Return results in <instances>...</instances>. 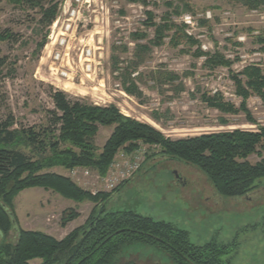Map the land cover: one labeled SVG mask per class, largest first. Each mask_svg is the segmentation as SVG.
I'll list each match as a JSON object with an SVG mask.
<instances>
[{"label": "rangeland", "instance_id": "374dc122", "mask_svg": "<svg viewBox=\"0 0 264 264\" xmlns=\"http://www.w3.org/2000/svg\"><path fill=\"white\" fill-rule=\"evenodd\" d=\"M63 1L60 0L59 5ZM169 1L181 5L182 0ZM185 1L195 7L196 15L183 13L174 19L185 23L191 17V23L186 22L190 27L188 31L200 41L205 52L220 51L234 61L231 70L238 73L251 64L264 66V52L256 42V37L264 34L263 10H248L234 0ZM148 2L147 7L140 1L91 0V8L83 15L86 27H79L72 44L71 60L78 62L84 48L99 47L94 50L97 74L93 77L94 82L85 78L82 85L79 78L85 75L78 70L76 84L69 85L65 91L57 88L58 82L49 69L53 65L52 58H47L49 50L57 47L56 42L61 37L59 32L54 35L55 39L53 36L54 43L51 44L48 35L52 26L49 29L41 27L36 11L22 9L10 0H0V32L9 30L21 39L18 44L0 41V55L8 58L0 78V121L12 114L15 128L46 127L47 111L54 109L50 93L52 89H61L73 99H84L92 104L96 98H104L111 103L107 102V105H115L123 115L146 122L172 139L235 129L259 131V126H264V103L260 97L253 95L247 100V108L256 125L249 122L244 112L222 114L203 101L204 94L214 96L220 93L226 102L239 108L242 99L235 93L230 69L218 68L213 72L205 69V58L193 56L197 47L189 53H182L184 46L173 48L169 39L160 47H151L132 75L142 96L125 90L124 70L131 61L136 62V44L147 45L154 38V28L145 25L146 11L154 13L157 23L168 11L165 0ZM60 14L58 6L57 16ZM208 14L212 17L209 18ZM204 17L209 19L210 29L200 25L199 21ZM136 33L147 34L148 38L137 40L134 38ZM44 35L46 41L39 49ZM123 47L127 51H123ZM113 56L119 59L115 68ZM55 65L59 67L60 63ZM161 71L178 74L180 80L175 85L181 82L184 90L177 94L173 85L161 84L155 76ZM222 119L229 124L222 125ZM112 131V127L101 128L95 138L96 145L101 148ZM122 152L125 151H120L116 158ZM250 160L255 163L259 157L254 155ZM42 172L70 177L94 193L105 191V183L97 179L98 174L94 171L89 176L79 174L75 178L71 177L70 171L60 167ZM129 180L110 199L108 210L129 209L167 221L186 230L190 240L198 246L208 243L225 245L231 249L226 256L231 264H264V178L250 194L242 198H226L216 193L207 176L196 166L163 157L148 159L147 154L140 170ZM12 185L10 182L8 189ZM13 206L17 218L15 227L42 231L58 240L85 224L96 207L91 201L78 203L43 187L21 191L13 200ZM72 212L78 215L77 218L64 222ZM16 237V228L7 236L0 232V244L15 242ZM120 258L122 262L132 259L138 264H171L161 252L143 245L127 248ZM40 262L36 259L31 264Z\"/></svg>", "mask_w": 264, "mask_h": 264}, {"label": "trees", "instance_id": "16d2710c", "mask_svg": "<svg viewBox=\"0 0 264 264\" xmlns=\"http://www.w3.org/2000/svg\"><path fill=\"white\" fill-rule=\"evenodd\" d=\"M10 1L22 9L36 11L39 14L38 23L49 29L56 20L60 0ZM132 1L149 6L148 0ZM165 1L168 11L158 23L154 13L146 11L145 25L154 28V38L149 40L150 45L136 44V62L131 61V65L124 70L125 90L142 96L132 75L151 47H160L169 39L173 48L184 46L182 53H189L197 47L193 56L197 59L204 57L203 67L211 72L218 68L230 69L235 93L242 99L240 107L226 102L220 93L214 96L204 94L202 99L222 114L244 112L249 122L256 125L247 108V100L255 95L264 103V66L251 64L239 73L232 71L234 61L220 51L205 52L200 41L188 32L189 25L174 19L183 13L196 15L195 7L185 0L181 1V5ZM234 1L248 10L264 11V0ZM199 22L210 29L209 19L204 17ZM134 38L146 39L148 35L136 33ZM20 40L19 35L9 30L0 32V41L18 44ZM45 41L46 35L39 43V49ZM256 42L264 52L263 33L256 37ZM123 51L127 48L123 47ZM112 60L114 68L117 67L119 59L113 56ZM7 63V56L0 55V78ZM155 76L161 84L173 85L177 94L184 90L181 82L175 85L180 76L174 72L161 71ZM50 97L54 109L47 111L46 127L15 128L12 114L0 121V232L7 236L11 230H17L15 242L0 244V264H31L36 259L41 260L39 264H138L132 259L122 262L120 258L127 248L134 245L153 247L171 264H231L226 257L231 249L225 245L208 243L198 246L190 240L186 230L167 221L129 209L108 210L110 199L130 180L111 192L94 193L82 188L70 177L42 171L54 167L68 171L85 168L105 177L120 151L132 154L145 146L148 148V159L163 157L196 166L207 176L219 196L242 198L255 190L264 178V126H259V131L235 129L172 139L146 122L123 115L115 105H95L84 99H73L55 89H52ZM221 122L222 125L229 124L226 119ZM103 127H112L113 131L100 148L95 138ZM254 155L259 157L255 163L250 160ZM10 182L13 185L8 189ZM34 187L52 190L78 203L91 201L96 207L85 224L61 240L42 231L15 227L17 218L13 200L21 191ZM77 216L72 212L64 222L68 223Z\"/></svg>", "mask_w": 264, "mask_h": 264}, {"label": "built area", "instance_id": "2783aa9c", "mask_svg": "<svg viewBox=\"0 0 264 264\" xmlns=\"http://www.w3.org/2000/svg\"><path fill=\"white\" fill-rule=\"evenodd\" d=\"M91 5V0H64L59 5V12H61L60 16L58 15L54 23L51 25L52 31L51 34L48 35V39L51 40V44L54 43L52 38L55 34L59 32L61 37L58 38L56 42L57 47L50 49L47 54V58H52L51 63L53 64L49 67V69L51 76H54L58 82L56 84L57 88L61 87L65 91L68 90L66 88L67 85L69 86L76 84V79L79 75L77 73L78 70L80 72L82 71L83 75H85V77L81 75L79 78V81L82 85L85 84V78L91 82H94L93 77H95L97 74V58L94 52L97 46H91L82 49L78 62L71 60L72 44L74 41H76V33L79 30V27H86L87 23L83 15L85 14L86 10L91 8ZM208 16L209 18L212 17L210 14H208ZM189 18L190 19H186L187 24L191 23V17L189 16ZM59 24H61V27H59ZM57 27H59V29L57 32H55ZM189 33L192 34L191 32ZM48 45L49 43H47L45 46V52L48 50ZM98 48L99 47H97V49ZM43 57L41 59H44ZM58 62L60 63L59 67L55 65ZM109 99H111V96ZM107 102L108 101H105L104 98L98 97L93 101V104L107 106ZM108 104L111 103L108 102ZM147 154H149L148 148L145 146L141 147L132 154L122 152L119 157L116 158L111 164L110 169L105 177H100L99 175L97 176V179H100L105 183V191L111 192L121 183L131 179L136 174V172L140 170ZM79 174L89 176L92 174V172L83 168H75L70 171L72 178H75L76 176L78 177Z\"/></svg>", "mask_w": 264, "mask_h": 264}, {"label": "bare ground", "instance_id": "6f19581e", "mask_svg": "<svg viewBox=\"0 0 264 264\" xmlns=\"http://www.w3.org/2000/svg\"><path fill=\"white\" fill-rule=\"evenodd\" d=\"M66 88H69V86L67 85Z\"/></svg>", "mask_w": 264, "mask_h": 264}]
</instances>
